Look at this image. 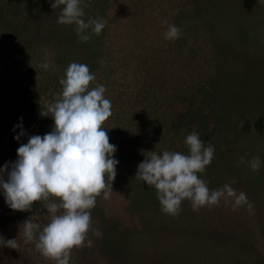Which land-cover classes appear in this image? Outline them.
<instances>
[{
  "label": "trees",
  "instance_id": "16d2710c",
  "mask_svg": "<svg viewBox=\"0 0 264 264\" xmlns=\"http://www.w3.org/2000/svg\"><path fill=\"white\" fill-rule=\"evenodd\" d=\"M115 1L119 3L118 7L111 4L115 23L109 26L113 37L100 45L101 52L105 47L110 50H107V56L102 54L98 58L96 79L92 83L95 84L93 88L105 86V98L112 105V115L103 128L108 131L110 144L117 148L116 156L133 158L131 164L137 171L145 159L144 154L147 155L145 152L189 154L184 140L196 132L205 146L212 143L215 147L214 159L199 176L204 180L208 174L211 179H216L214 165L221 159H226L230 165V153L221 157L223 146L233 148L228 134L230 117L227 110L232 100H239L241 93L247 95L251 88L252 77L245 70L250 62L241 64L237 59L240 54L235 56L218 46L213 42L214 37L205 32L194 38L179 36L171 41L165 38L168 25L177 26L181 12L206 4L208 0ZM46 2L44 11L39 1L0 0V169L18 160L17 149L26 144L30 136L42 137L54 127L51 117H41V107L49 101L55 102L62 91L59 80L67 67L59 63L57 68L45 70L33 54L36 48L47 43L48 28L44 21L49 17L57 22L60 15V8L51 6L55 0ZM244 58L243 61L252 59L250 54ZM263 72L252 71V75L259 83L257 86H261L260 91L264 92ZM21 123L25 135L17 140L15 137L20 129L16 126ZM228 176L236 178L232 172ZM4 178L7 180L6 174ZM133 184L135 182L131 184L132 188L123 192L129 191L132 199L139 197V211L146 202L152 206L160 205L154 187L147 186L149 191L137 196V186ZM221 186L217 181L213 190ZM106 200L101 195L95 208L90 210L92 231L88 239L93 241L98 253L120 259L128 250L122 232L137 231L143 226L135 219L129 221L126 215L116 217L113 211H100L99 215L97 209L102 208ZM33 216L41 230L50 221L47 209L39 202L32 205L30 212L10 209L0 189V238L5 242L18 239L19 244L17 249H12L0 243V264H56L36 249L35 242L26 244L23 236L19 237L20 225ZM101 226H107V230L99 241L93 234L100 231ZM87 247L73 249L69 264H89L75 258L76 251ZM170 255L173 254H167ZM148 259L146 264H154ZM186 260L192 264L189 262L191 257Z\"/></svg>",
  "mask_w": 264,
  "mask_h": 264
},
{
  "label": "rangeland",
  "instance_id": "374dc122",
  "mask_svg": "<svg viewBox=\"0 0 264 264\" xmlns=\"http://www.w3.org/2000/svg\"><path fill=\"white\" fill-rule=\"evenodd\" d=\"M31 1H39L46 11V0ZM114 1L84 0L88 6L83 8L85 15L82 19L87 22L90 18H99L106 24L101 34H92L87 42L80 40L75 25H60L48 17L44 21L48 28L45 36L47 43L34 49L33 53L40 66L47 62L52 69L57 68L59 63L68 67L71 62H77L86 64L95 74L98 58L102 54L107 56L106 52L110 50L105 47L101 52L100 45L113 37L109 28L115 23L111 4L119 6ZM177 27L180 36L185 38H194L204 32L211 34L218 46L235 53V56L240 54L237 59L241 64L250 62L245 70L252 77L249 82L251 88L247 95H237V98L240 96L239 100H232L227 110L230 117L227 133L233 148L223 146L221 157L230 153V165L226 159L219 160L213 167L216 179L206 174L204 180L210 190L215 188L218 181L222 186L229 183L237 192H244L254 205V211L250 213L247 205L233 211L231 202L225 203L224 199L217 206H205L199 211H193L191 203L185 200L177 216L163 213L161 205L152 206L150 202L144 203L141 206L144 210L140 208L139 211V197L132 199L129 191H123L132 188L131 184L135 182L133 185L137 186V196L145 195L144 192L149 191L148 185L135 179L137 171L131 164L133 158L128 155L116 156L115 153L114 158L119 163L116 166L113 195L103 202L102 208L97 209L98 213L100 215V211L109 210L116 217L126 215L129 221H139L137 223L142 224L143 230L137 229L138 233L135 229L122 232L128 250L127 255L120 259L100 254L97 247L92 246L85 251H76L77 261L84 260L89 264H146L149 258L154 264H188L186 257H191L189 262L192 264H199V261L202 264H264V92L260 91L261 86H257L259 83L252 75V71L259 74L264 71V0H208L206 4L195 5L181 12ZM248 54L252 59L243 61ZM94 85L91 83L90 89ZM242 156L246 161L259 156L260 170L253 172L249 163H241ZM229 172L236 178L231 179ZM106 230L107 226L100 227L102 236L98 237L99 241ZM168 253L173 255L167 256Z\"/></svg>",
  "mask_w": 264,
  "mask_h": 264
},
{
  "label": "clouds",
  "instance_id": "9594fccd",
  "mask_svg": "<svg viewBox=\"0 0 264 264\" xmlns=\"http://www.w3.org/2000/svg\"><path fill=\"white\" fill-rule=\"evenodd\" d=\"M51 6L53 9L63 6L57 23L75 25L83 42L89 41L92 34H101L106 26L99 18L87 22L82 19L83 8L88 6L84 0H55ZM164 35L170 41L178 39L180 29L168 25ZM42 67L49 70L51 65L45 62ZM95 79L86 64L71 62L59 80L62 91L55 102L41 107V117L54 120L52 131L42 137L30 136L17 149L18 160L0 169V189L10 209L30 212L37 202L47 209L50 221L42 230L33 216L20 225L19 237L22 235L26 244L35 242L36 249L56 264H69L75 248L93 246L88 239L92 231L90 210L101 195L103 199L110 197L117 174L119 161L114 158L117 148L110 144L108 131L103 128L112 115V105L105 98V86L90 89ZM16 128L20 129L15 137L19 140L25 135L22 123ZM184 143L187 155L176 151L145 152V159L138 165L135 179L156 189L161 211L177 216L185 200L191 203L193 211H199L205 206H217L224 199L225 203L231 202L233 211L247 205L252 213L254 205L244 192H237L229 183L210 190L200 178L199 174L214 159L213 144L205 146L196 132L187 135ZM240 162L249 163L253 172L261 168L259 156L251 161L242 156ZM94 234L102 236L99 230ZM0 243L12 249L19 247L18 239L5 242L0 238Z\"/></svg>",
  "mask_w": 264,
  "mask_h": 264
}]
</instances>
